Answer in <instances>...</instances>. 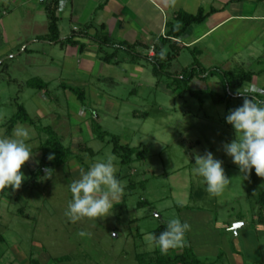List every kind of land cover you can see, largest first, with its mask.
Segmentation results:
<instances>
[{
  "label": "rangeland",
  "instance_id": "1",
  "mask_svg": "<svg viewBox=\"0 0 264 264\" xmlns=\"http://www.w3.org/2000/svg\"><path fill=\"white\" fill-rule=\"evenodd\" d=\"M25 9L20 8L25 24L14 44L11 40L2 49L0 40V137L27 126L36 155L22 167L27 178L19 189L0 190V264H136L138 253L159 249L145 236L176 217L191 225L184 244L190 242L201 260L264 264V222L258 220L264 177L253 169L244 179L223 147L235 138L225 118L243 104V97L236 95L243 87L226 88L219 74L196 77L190 83L197 92L193 95L169 87L174 79L156 76L145 59L143 73L134 76L128 61L133 56L124 49L117 54L120 64L96 61L87 70L79 63L81 56L68 59L64 48L45 36L46 13L30 17ZM72 25L68 15L60 19L64 37L71 35ZM237 32L225 49L220 36L204 40L198 45L206 51L203 58L192 49L183 50L170 71L179 72L195 60L207 69L252 71L253 81L244 86L255 87L258 99L264 100V73L258 74L264 68V52L244 48ZM36 79L46 83L45 89L28 85ZM71 87L84 89L85 105ZM18 105L25 106L35 124L18 123L9 134ZM93 117L121 143L143 151L145 158L123 164L109 138L93 133ZM50 130L71 154L48 178L49 167L37 172L44 154L55 156L44 145ZM208 151L223 161L230 179L218 196H211L192 173L195 155ZM109 155L118 161V177L126 184L122 198L108 217L71 223L65 216L72 199L69 184L79 177L81 167L87 169ZM238 222L245 226L236 235L231 228ZM81 231L88 235L80 236Z\"/></svg>",
  "mask_w": 264,
  "mask_h": 264
},
{
  "label": "crops",
  "instance_id": "2",
  "mask_svg": "<svg viewBox=\"0 0 264 264\" xmlns=\"http://www.w3.org/2000/svg\"><path fill=\"white\" fill-rule=\"evenodd\" d=\"M20 8H26L30 17L38 12L46 13V37L50 36L51 16L56 17L61 40L68 37H64L61 31L60 19L68 15L73 24L71 35L77 34L74 38L76 43L51 41V44L64 48L68 59L81 56L79 63L87 70L96 61L99 64H120L117 54L121 49L113 46L120 42L141 44L137 45V51L148 54L145 44H152L164 36L169 23L178 24L180 11L196 14L201 8L209 15L202 24L192 25L179 39L183 47L181 52L192 49L200 58L205 57L206 51L198 45L213 35L220 36L219 43L225 49L236 29L238 41L244 48H260L264 52V0H0L2 49L5 45L10 46L11 40L14 44L25 24ZM34 37L41 41L40 34ZM104 47H112L113 51H105ZM148 51L149 55L154 54L153 49ZM114 52L113 59H104L106 54ZM128 61L133 66L134 76L143 73L145 64L142 59Z\"/></svg>",
  "mask_w": 264,
  "mask_h": 264
},
{
  "label": "clouds",
  "instance_id": "3",
  "mask_svg": "<svg viewBox=\"0 0 264 264\" xmlns=\"http://www.w3.org/2000/svg\"><path fill=\"white\" fill-rule=\"evenodd\" d=\"M256 88L243 86L236 95L243 97V104L229 111L226 122L233 126L235 138L224 144L226 155L239 166L244 179H248L255 169L259 177H264V100L258 99ZM32 131L27 126L16 127L10 136L0 137V190L5 188L19 189L25 181L26 174L22 167L35 155L30 142ZM49 160H54L50 154ZM195 167L192 173L206 185L211 196H218L230 182L225 173L223 161L215 157L211 151L195 155ZM52 169L46 170L50 178ZM126 184L118 177V161L109 155L105 159L95 161L87 169L81 167L79 177L72 180L69 190L72 199L65 210V216L71 223L84 218H105L111 215L125 192ZM183 207V201H178ZM191 225L179 217L166 221L164 231L148 234L145 240L149 245L159 248L162 253L170 249L182 247L186 233ZM80 236L88 233L81 231Z\"/></svg>",
  "mask_w": 264,
  "mask_h": 264
},
{
  "label": "trees",
  "instance_id": "4",
  "mask_svg": "<svg viewBox=\"0 0 264 264\" xmlns=\"http://www.w3.org/2000/svg\"><path fill=\"white\" fill-rule=\"evenodd\" d=\"M209 14L205 12L203 8L199 10L198 13H187L180 11L177 16L178 24L169 23V30L164 36L159 37L152 44H145V49H153L154 54H142L137 51V45L141 44H129L127 42H120L115 45V49H124L128 51L135 60L145 59L153 66V73L156 76L165 75L169 78L174 79L172 84H169V87L176 85V88L184 89L185 91L191 92L193 95H197L196 91H193L190 87V83L194 78H209L210 76L220 75L226 84V88H242L245 83L253 81L255 72L252 71H243L242 73H235L233 71H224L220 68H205L201 65L200 61L195 60V62L187 67L181 69V71L171 72L170 68L172 62L177 59L181 50L183 49L179 39L186 33V31L194 24H202L208 17ZM77 34L73 33L66 39H60V31L57 24V19L54 16H51L50 23V36L48 40L52 42H67L69 44H75L74 38ZM98 42L105 44L106 42L98 40ZM116 55V52L106 54L104 59L109 61L113 59ZM264 73V70L259 72ZM29 86L37 87L40 89H45L46 83L40 79L31 80L28 82ZM72 91L76 94L78 99L85 105L86 103V93L84 89L78 87H71ZM18 123H28L31 125L35 124V120L29 115L24 105H18L17 113L11 118L10 125L8 127V133ZM92 129L93 133L96 134L100 139L105 140L109 138L108 142L114 144V152L119 154L121 157V162L123 164H130L136 160L145 158L143 151H139L137 147H132L129 144L121 143V138L118 135L111 134L103 130L102 125L96 118H92ZM49 131V129H48ZM57 135L50 130V137L44 143L49 150H52L55 153V159L49 160L48 155L44 154L40 160L39 172L43 171L45 167L48 169H54L57 165L61 164L68 154H71L70 148H65L61 142L56 137ZM83 144L82 146H84ZM51 148V149H50ZM85 146L83 147V149ZM88 149V147L86 148ZM6 189V188H5ZM144 202L147 203L145 200ZM142 202V203H144ZM260 211L258 212V220L264 222V192L260 194ZM166 224L160 225L157 229L153 231L157 236L160 232L164 231ZM4 238L0 235V240ZM215 261H203L201 260L194 251L193 246L190 242H186L182 247L170 249L166 253H162L159 249L153 252L148 253H138L137 263L136 264H216Z\"/></svg>",
  "mask_w": 264,
  "mask_h": 264
},
{
  "label": "water",
  "instance_id": "5",
  "mask_svg": "<svg viewBox=\"0 0 264 264\" xmlns=\"http://www.w3.org/2000/svg\"><path fill=\"white\" fill-rule=\"evenodd\" d=\"M243 226H245V223L238 222V223H236V224L233 225V227L231 228V230H233L235 232V234L238 235L240 228H242Z\"/></svg>",
  "mask_w": 264,
  "mask_h": 264
}]
</instances>
